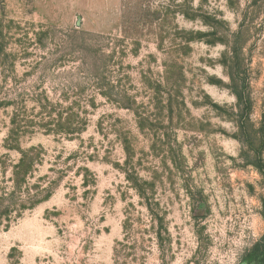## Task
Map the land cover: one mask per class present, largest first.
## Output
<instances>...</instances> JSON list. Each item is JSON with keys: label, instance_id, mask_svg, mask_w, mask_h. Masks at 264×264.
Wrapping results in <instances>:
<instances>
[{"label": "rangeland", "instance_id": "1", "mask_svg": "<svg viewBox=\"0 0 264 264\" xmlns=\"http://www.w3.org/2000/svg\"><path fill=\"white\" fill-rule=\"evenodd\" d=\"M0 264H264V0H0Z\"/></svg>", "mask_w": 264, "mask_h": 264}, {"label": "trees", "instance_id": "2", "mask_svg": "<svg viewBox=\"0 0 264 264\" xmlns=\"http://www.w3.org/2000/svg\"><path fill=\"white\" fill-rule=\"evenodd\" d=\"M36 101L37 103H39L38 99H36ZM17 120L18 119L16 115L13 114V118L11 119V125H13L14 128L9 132V136L6 138L7 144L8 141H12L11 139H14V141H16L21 134L19 127H17L16 125ZM32 166H33V160L27 159L22 155L19 162L12 167L11 181L16 187H19L21 184L25 183V180L28 178L31 172Z\"/></svg>", "mask_w": 264, "mask_h": 264}]
</instances>
